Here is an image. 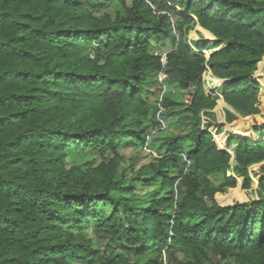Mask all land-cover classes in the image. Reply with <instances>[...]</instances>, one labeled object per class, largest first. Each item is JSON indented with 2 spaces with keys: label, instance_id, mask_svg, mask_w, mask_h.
I'll use <instances>...</instances> for the list:
<instances>
[{
  "label": "trees",
  "instance_id": "obj_1",
  "mask_svg": "<svg viewBox=\"0 0 264 264\" xmlns=\"http://www.w3.org/2000/svg\"><path fill=\"white\" fill-rule=\"evenodd\" d=\"M112 1L0 0V264H264V0Z\"/></svg>",
  "mask_w": 264,
  "mask_h": 264
},
{
  "label": "rangeland",
  "instance_id": "obj_2",
  "mask_svg": "<svg viewBox=\"0 0 264 264\" xmlns=\"http://www.w3.org/2000/svg\"><path fill=\"white\" fill-rule=\"evenodd\" d=\"M125 1H126L128 6L132 5V0H125ZM120 10H121V5L119 4V2L116 1V0H113L105 8V13H107L110 16L113 17ZM196 31H200V29L197 28ZM196 31H193L189 35V37H187L189 44H191L194 49L196 48L195 43L202 39V35H200ZM150 42H151V52L154 55L161 56L163 58L164 62L166 61V59H165L166 55L168 53H170L171 51H173L174 48H175L174 45L172 44V42L169 39H167L166 37L162 36V35L153 36L151 38ZM213 52H214V50L205 51L207 57H209L210 54L213 53ZM261 64H263V66L262 67L259 66V69H258V70H260L261 74H260V76L257 79L260 82V84L263 86V89H264V61ZM203 80L205 82V84H204L205 90L209 89V85L205 81L204 77H203ZM215 96H218V94H216ZM226 109H229L230 112L227 111ZM228 113H232L233 115H235L237 117L238 116L241 117L239 114H237V112L231 110L230 108H227V106L222 103V105H220L218 107V112H217L218 118L215 116L214 118L211 119L209 117L203 116V125H204V127L206 128L209 125H219L218 122H217L218 119H219V121L223 120V119H225L227 121V114ZM243 125H244V120H241V122H237L236 121L233 124H230L229 129H226V128H224L223 130H215V129H213L211 131V133H214L213 136H214L215 142L218 143L219 146L222 149H224L225 151H228V150H226L227 148L222 144V141H221L222 138L224 136L227 137L228 139L227 138L226 139H227V142H228L229 137L232 135L230 132L234 131V134L238 133L237 131H239L240 127H243ZM236 145L237 144H233V146H231V147H235L236 148ZM228 152H230L231 156L234 158V154H232L230 150ZM122 153H125L126 155H129V156L132 154L131 151H126V152H122ZM152 156H156V155L154 153L152 154V153L144 150L143 154L140 155V162H139L138 167L140 165L144 164V163H148L152 159ZM89 159L91 160V165L95 166V165H98L100 163L99 159H94V158L92 159V157H90ZM68 161H69V163H71V162L81 163V161L79 159H74V160L69 159ZM235 165H236L235 160L232 159V161H231L232 174H233V168L235 167ZM241 182H242V180H239V186L236 189H228L226 197L230 198V199H233V200H236V201L249 202L251 200V198H253L254 196L252 195V191L251 190H249V191L242 190Z\"/></svg>",
  "mask_w": 264,
  "mask_h": 264
},
{
  "label": "crops",
  "instance_id": "obj_3",
  "mask_svg": "<svg viewBox=\"0 0 264 264\" xmlns=\"http://www.w3.org/2000/svg\"><path fill=\"white\" fill-rule=\"evenodd\" d=\"M202 34L205 36V37H207V35L205 34V32H203L202 31ZM208 38V37H207ZM261 64V63H260ZM205 73H209L212 77H214L215 79H219V78H216L213 74H212V72L208 69ZM209 94V93H208ZM210 95H216V94H210ZM216 97H218V100H217V105H216V107H215V109L212 111V113L218 118V115H217V112H218V107L220 106V105H222V103L223 104H225V102H224V100H223V95L222 94H218V96H216ZM227 108H229V107H227ZM227 111H229V109H226ZM230 112V111H229ZM241 120H243L242 119V117H239L238 116V120H237V122H241ZM218 124L219 125H225L226 126V129H229V127H230V124L225 120V119H223V120H220L219 121V119H218ZM231 134H234V131L232 132H230ZM213 134V133H212ZM217 145L219 146V144L217 143ZM220 147V146H219ZM220 149H222L221 147H220ZM224 150V149H223Z\"/></svg>",
  "mask_w": 264,
  "mask_h": 264
},
{
  "label": "built area",
  "instance_id": "obj_4",
  "mask_svg": "<svg viewBox=\"0 0 264 264\" xmlns=\"http://www.w3.org/2000/svg\"><path fill=\"white\" fill-rule=\"evenodd\" d=\"M163 62H164V60H163ZM164 63H165V62H164ZM166 78H167L166 74L161 73L159 80H160V82L162 83L164 80H166ZM213 135H214V133H213Z\"/></svg>",
  "mask_w": 264,
  "mask_h": 264
},
{
  "label": "water",
  "instance_id": "obj_5",
  "mask_svg": "<svg viewBox=\"0 0 264 264\" xmlns=\"http://www.w3.org/2000/svg\"><path fill=\"white\" fill-rule=\"evenodd\" d=\"M224 91H225V88H224ZM224 93V92H223Z\"/></svg>",
  "mask_w": 264,
  "mask_h": 264
}]
</instances>
